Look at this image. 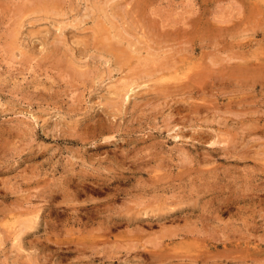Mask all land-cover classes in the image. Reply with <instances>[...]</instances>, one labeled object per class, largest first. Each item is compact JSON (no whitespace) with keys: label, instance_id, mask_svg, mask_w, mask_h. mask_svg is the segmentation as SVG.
Segmentation results:
<instances>
[{"label":"rangeland","instance_id":"obj_1","mask_svg":"<svg viewBox=\"0 0 264 264\" xmlns=\"http://www.w3.org/2000/svg\"><path fill=\"white\" fill-rule=\"evenodd\" d=\"M263 2L0 0V264H264Z\"/></svg>","mask_w":264,"mask_h":264},{"label":"bare ground","instance_id":"obj_2","mask_svg":"<svg viewBox=\"0 0 264 264\" xmlns=\"http://www.w3.org/2000/svg\"><path fill=\"white\" fill-rule=\"evenodd\" d=\"M256 1H257V0H256ZM260 3H262V2L260 1ZM263 5H264V2H263ZM102 10H103V9H102ZM107 16H109L108 13H107ZM109 17H110V16H109ZM109 17H108V18H109ZM256 17H257V16H256ZM104 18H105V17H104ZM113 20H114V19H113ZM125 22H126V21H125ZM100 23H103V22H100ZM130 23H131V22H130ZM99 25H101V24H99ZM159 25H161V24L159 23ZM186 25H187V24H186ZM149 26H150V25H149ZM95 27H97V26H95ZM105 27H106V26H105ZM129 27H130V26H129ZM160 27H161V26H160ZM184 27H186V26H184ZM100 28H101V27H100ZM95 29H96V28H95ZM106 29H107V28H106ZM108 29H109V27H108ZM108 29H107V31H108ZM182 29H183V28H182ZM101 30H102V29H101ZM101 30H100V31H101ZM129 32H130V31H129ZM258 32H259V31H258ZM101 33H102V31H101ZM156 33H157V32H156ZM253 34H254V33H253ZM128 35H130V34H128ZM134 35H135V34H134ZM135 36H136V35H135ZM108 37H109V36H108ZM124 37H125V36H124ZM126 37H128V36L126 35ZM129 37H130V36H129ZM157 37H158V36H157ZM179 37H180V36H179ZM94 38H95V37H94ZM96 38H97V37H96ZM103 38H104V36H103ZM105 38H106V37H105ZM105 38H104V39H105ZM135 38H136V37H135ZM159 38H160V37H159ZM180 38H181V37H180ZM100 39H101V38H100ZM137 39H139V37H137ZM108 40H109V38H108ZM139 40H140V39H139ZM180 40H181V39H180ZM183 40H184V39H183ZM114 41H115V39H114ZM134 41H135V40H134ZM158 41H160V40H158ZM192 41H193V40H192ZM119 42H120V40H119ZM135 42H137V41H135ZM139 42H141V41H139ZM142 43H143V42H142ZM157 43H158V42H157ZM257 43H258V42H257ZM106 44H107V43H106ZM109 44H111V43H109ZM109 44H107V45H108V47L111 48V46H110ZM116 45H117V44H116ZM112 46H113V45H112ZM130 47H131V46H130ZM95 48H96V46H95ZM102 48H104L103 51H104V50L107 51V46H106V49H105L104 45H102ZM131 48H132V47H131ZM137 48H138V47H137ZM133 49H134V48H133ZM153 49H154V48H153ZM156 49H157V48H156ZM156 49H155V50H156ZM252 49H253V48H252ZM111 50L115 52V53H114V57L116 58L117 62H118V61L125 60V62L127 63V62L130 60V58H129L128 56H130L131 54L128 55V53H125V51L123 52V50L121 51V50L118 49V48L114 49V48L112 47ZM124 50H125V49H124ZM127 50H128V49H127ZM108 51H110V50H108ZM181 51H182V50H181ZM175 52H176V51H175ZM182 53H184V52H182ZM145 54H146V53H145ZM159 54H160V53H159ZM174 54H175V53H174ZM190 54H191V53H190ZM259 54H260V53H259ZM136 56L138 57L139 55H136ZM148 56H149V55H148ZM155 56H156V55H155ZM190 56H191V55H190ZM223 56H224V55H223ZM133 57H134V56H133ZM133 57H132V55H131V58H133ZM139 57H140V56H139ZM171 57L173 58V56H169V63H170V60H173V59H170ZM176 57H177V56H176ZM238 57H239V54H238ZM240 57H242V56H240ZM140 58H141V57H140ZM155 58H157V57H155ZM159 58H160V57H159ZM166 58H167V57H166ZM210 58H211V57H209L208 60H209ZM242 58H243V57H242ZM242 58H240V59H242ZM118 59H119V60H118ZM157 59H158V58H157ZM157 59H155V60H157ZM163 59H164V58H163ZM200 59H201V58H200ZM211 59H212V58H211ZM211 59H210L209 61L212 62L214 59H213V60H211ZM240 59L238 58V60H240ZM246 59H247V58H246ZM143 60H144V58H143ZM148 60H149V59H148ZM155 60H154V61H155ZM166 60H167V59H166ZM233 60H234V58H233ZM243 60H244V59H243ZM144 61H145V60H144ZM194 61H195V60H194ZM214 61H215V60H214ZM214 61H213V62H214ZM218 61H219V60H218ZM218 61H215V62L218 63ZM235 61H236V59H235ZM240 61H241V60H240ZM114 62H116V61H114ZM117 62H116V63H117ZM136 62H138V61H136ZM142 62H143V61H142ZM196 62H197V60H196ZM241 62H243V61H241ZM245 62H246V61H245ZM122 63H123V61H122ZM134 63H135V62H134ZM150 63H152V62H150ZM156 63L158 64V62H156ZM166 63H167V62H166ZM193 63H194V62H193ZM198 63H199V62H198ZM124 64H125V63H124ZM138 64H139V62H138ZM138 64H136V65L138 66ZM154 64H155V63H154ZM134 65H135V64H134ZM134 65H133V66H134ZM159 65H160V63H159ZM175 65H178V64H175ZM253 65H254V64H253ZM261 65H262V64H261ZM116 66H117V65H116ZM137 66H136V67H137ZM155 66H156V69H157V65H156V64H155ZM161 66H162V67L165 66V65H164V62H163V65H161ZM192 66H193V64L191 65V67H192ZM198 66H199V65H198ZM149 67H150V66H149ZM168 67H169V65H168ZM171 67H172V66H171ZM210 67H211V66H210ZM254 67H255V66H254ZM263 67H264V65H263ZM263 67H262V68H263ZM132 68H133V67H132ZM152 68H153V67L150 68L151 70L149 69L150 71L147 72V75H148L149 72H150V74H151L152 71H153V72L156 71V69H155V70H154V69L152 70ZM159 68H160V66H159ZM188 68H189V67H188ZM193 68H194V67H193ZM193 68H192V69H193ZM195 68H196V67H195ZM138 69H140V68L137 67L136 70H138ZM141 69H142V68H141ZM170 69H171V68H170ZM192 69H189V70H192ZM198 69H199V68H198ZM205 69H206V68H205ZM210 69H211V68H210ZM259 69H260V67H259ZM129 70H130V69H129ZM133 70H134V69H133ZM136 70H135V71H136ZM163 70H167L166 67H165V69H164V67H163ZM187 70H188V69H187ZM194 70H195V69H194ZM138 71H140V70H138ZM144 71H146V70H144ZM185 71H186V69H185ZM219 71H220V70H219ZM229 71H230V70H229ZM153 72H152V73H153ZM189 72H190V71H189ZM192 72H193V71H192ZM210 72H211V71H210ZM132 73H133V72H132ZM224 73H225V72H224ZM227 73H228V72H227ZM139 74H140V73H139ZM150 74H149V75H150ZM167 74H168V72H167ZM174 74H175V73H174ZM181 74H182V73H181ZM188 74H189V73H188ZM234 74H235V73H234ZM79 75H80V74H79ZM235 75H236V74H235ZM80 76H81V75H80ZM80 76H78V77H80ZM157 76H158V75H157ZM157 76H156V77H157ZM159 76H160V75H159ZM165 76H166V75H165ZM185 76H186V75H185ZM262 76H263V75H262ZM124 77H125V76H124ZM129 77H130V75H129ZM131 77H132V76H131ZM134 77H135V76H134ZM230 77H231V76H230ZM81 78H82V77H81ZM121 78H122V77H121ZM142 78H143V77H142ZM154 78H155V77H154ZM165 78H166V77H165ZM140 79H141V78H140ZM184 79H186V78H184ZM168 80H169V78H168ZM146 81H147V80H146ZM128 82H129V81H128ZM150 82H151V81H150ZM152 82H153V81H152ZM154 82H155V81H154ZM154 82H153V83H154ZM166 82H167V79H166ZM148 83H149V82H148ZM153 83H152V84H153ZM155 83H156V82H155ZM163 83H164V82H163ZM220 83H221V82H220ZM223 83H225V81H224ZM128 84H129V83H128ZM157 84H158V83H157ZM164 84H165V83H164ZM175 84H176V83H175ZM114 85H115V84H114ZM143 85H144V84H143ZM146 85H147V84H146ZM160 85H161V84H160ZM177 85H178V84H177ZM247 85H248V84H247ZM254 85H255V84H254ZM144 86H145V85H144ZM146 87H147V86H146ZM146 87H145V88H146ZM177 87H178V86H177ZM177 87H176V88H177ZM126 88H127V87H126ZM124 90H125V89H124ZM128 90H129V87H128ZM125 91H127V90H125ZM127 92H128V91H127ZM125 93H126V92H125ZM135 93H136V92H135ZM198 93H199V92H198ZM126 94H127V93H126ZM184 95H185V94H184ZM107 96H108V95H107ZM109 96H110V95H109ZM199 96H200V95H199ZM199 96H198V97H199ZM203 97H204V96H203ZM190 98H191V97H190ZM183 99H184V98H182L181 101H182ZM188 99H189V98H188ZM202 99H203V98H201V100H202ZM103 100H104V99H103ZM192 100H193V98H192ZM121 101H122V100H121ZM183 101H184V100H183ZM196 101H198V100H196ZM107 103H108V102H107ZM183 103H184V102H183ZM101 104H102V103H101ZM178 109H179V108H178ZM184 109H185V108H184ZM192 109H193V108H191V110H192ZM172 110H173V109H172ZM182 110H183V109H182ZM186 110H188V109L186 108ZM195 110H196V109H195ZM193 111H194V110H193ZM178 112H179V111H178ZM183 112H184V111H183ZM184 113H185V112H184ZM192 113H195V112H192ZM176 114H177V112H176ZM186 114H187V113H186ZM195 114H196V113H195ZM195 114H194V115H195ZM191 115H193V114H191ZM183 122H184V121H182V123H183ZM170 125H171V124H170ZM175 125H176V124H175ZM178 126H179V125H178ZM175 127H176V126H175ZM175 127H174V128H175ZM178 128H179V127H178ZM174 133H175V132H174ZM218 135H219V134H218ZM218 135H217V136H218ZM178 136H179V135H178ZM178 136H177V137H178ZM174 137H176V136H174ZM174 137H173V138H174ZM179 137H180V136H179ZM213 137H214V136H213ZM174 139H176V138H174ZM201 139H202V138H201ZM213 140H215V139H213ZM204 141H205V140H204ZM218 143H219V142H218ZM222 143H223V142H222ZM143 200H144V199H143ZM166 200H167V199H166ZM154 204H155V203H154ZM158 208H159V207H158ZM162 208H163V207H162ZM170 208H171V207H170ZM174 208H175V207H174ZM163 209H164V208H163ZM166 210H167V209H166ZM168 210H169V209H168ZM172 210H173V209H172ZM160 211H161V210H160ZM169 211H170V210H169ZM153 212H154V210H153ZM98 214H99V213H98ZM136 214H137V212H136ZM143 214H145V213H143ZM165 214H167V213H165ZM168 214H169V213H168ZM158 215H159V214H158ZM158 215H157V216H158ZM139 216H140V215H139ZM155 216H156V215H155ZM168 216H169V215H168ZM144 217H145V215H144ZM149 217H151V216H149ZM152 217H153V216H152ZM172 217H173V216H172ZM174 217H175V216H174ZM35 218H36V217H35ZM128 218H129V217H128ZM135 218H136V217H135ZM161 218H162V217H161ZM20 219H21V218H20ZM80 219H81V218H80ZM85 219H86V218H85ZM108 219H109V218H108ZM132 219H133V218H132ZM137 219H138V218H137ZM148 219H149V218H148ZM152 219H153V218H152ZM168 219H169V218H168ZM175 219H176V218H175ZM10 220H12V219H10ZM17 220H19V218H18ZM128 220H130V219H128ZM135 220H136V219H135ZM145 220H146V219H145ZM12 221H13V220H12ZM29 221H31V220L29 219ZM113 221H114V220H113ZM149 221H151V220H149ZM145 222H146V221H145ZM156 222H157V221H156ZM14 223H15V222H14ZM14 223H12V225H13ZM75 223H76V222H75ZM113 223H114V222H113ZM115 223H116V222H115ZM7 224H8V223H7ZM19 224H20V223H19ZM19 224H18V225H19ZM85 224H86V223H85ZM160 224H161V223H160ZM18 225H17V226H18ZM106 225H107V224H106ZM27 226H29V225H27ZM104 226H105V225H104ZM108 226H109V225H108ZM110 226H111V225H110ZM83 227H84V226H83ZM112 227H114V226L112 225ZM11 228H13V227H11ZM15 228H16V227H15ZM20 228H21V227H20ZM17 229H19V228H17ZM21 229H22V228H21ZM25 229H26V228H25ZM28 229H29V228H28ZM7 230H8V229H7ZM11 230H12V229H11ZM108 230H109V228H108ZM180 230H181V229H180ZM9 231H10V230H9ZM23 231H24V230H23ZM20 232L22 233V231H20ZM16 234H17V235L15 236V239H16V242H17V240H18V241L20 240V239H19L20 234H19V235H18V233H16ZM10 235H11V234H10ZM105 235H106V234H105ZM21 236H22V235H21ZM109 236H110V235H109ZM168 236H169V235H168ZM168 236H167V237H168ZM99 238H100V236H99ZM101 238H102V237H101ZM114 239H115V238H114ZM116 239H117V238H116ZM11 240H12V239H11ZM14 241H15V240H14ZM22 241H23V240H22ZM77 241H78V240H77ZM100 241H101V240H100ZM181 241H182V240H181ZM12 242H13V241H12ZM16 242H15V243H16ZM126 242H127V241H126ZM133 242H134V241H133ZM15 243H14V244H15ZM103 243H104V242H103ZM110 243H112V242H110ZM114 243H115V242H114ZM114 243H113V244H114ZM121 243H122V242H121ZM192 243H194V242H192ZM22 244H23V243H22ZM14 246H15V245H14ZM114 247H115V246H114ZM166 248H167V247H166ZM173 248H174V247H173ZM22 249H23V248H22ZM20 250H21V249H20ZM175 253H176V252H175Z\"/></svg>","mask_w":264,"mask_h":264}]
</instances>
